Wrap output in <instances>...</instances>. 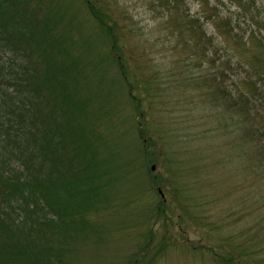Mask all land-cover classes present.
Wrapping results in <instances>:
<instances>
[{
	"label": "trees",
	"instance_id": "trees-1",
	"mask_svg": "<svg viewBox=\"0 0 264 264\" xmlns=\"http://www.w3.org/2000/svg\"><path fill=\"white\" fill-rule=\"evenodd\" d=\"M30 2L0 0V50L12 54L0 67V264H81L79 256L90 254L78 251L79 240L93 239L100 248L107 242L104 233L118 229L114 222L108 227L89 216L94 212L98 218L111 205L107 187L112 185L116 160L98 126L114 121L115 81L121 82L118 91L136 112L140 150L148 164H155V140L146 136L144 125L151 96L135 85L142 78L137 72L142 58L127 47L133 32L124 20L126 12H115L116 0H77L80 17L74 19V27L67 24L74 37L64 31L67 26L57 29L59 23L66 25L65 17L74 18L66 2L59 0L42 17ZM152 5L177 38L175 46L193 49L202 33L206 63L217 65L220 94L228 98L224 110L232 129L242 132V139L231 135L232 150L242 159L238 169L255 175L249 188L256 189L252 213L258 220L251 228L217 237L214 244L207 230L204 244L184 239L181 230L178 234L213 264H264V195L257 193L264 184L263 3L152 0ZM88 28L94 32V43L100 39L107 44L104 57H92L93 40L84 34ZM110 66L118 71V79L107 75ZM100 149L105 150L101 158ZM150 179L152 190L160 193L158 177L152 174ZM186 201L195 218L215 204L191 197ZM169 205L163 198L155 212L173 228L179 215L171 219ZM247 213L234 208L229 217L245 219L251 214ZM148 249L149 244L134 249L124 263L142 264Z\"/></svg>",
	"mask_w": 264,
	"mask_h": 264
},
{
	"label": "rangeland",
	"instance_id": "rangeland-1",
	"mask_svg": "<svg viewBox=\"0 0 264 264\" xmlns=\"http://www.w3.org/2000/svg\"><path fill=\"white\" fill-rule=\"evenodd\" d=\"M61 1L69 5L74 18L68 20L66 18L69 17H65L66 25L59 23V30L67 24L74 27V19L80 17L76 10L77 0ZM116 1L119 7L115 12L123 15L126 12L124 20L133 32L127 39V47L142 58L137 63L140 66L137 72H141L142 78L135 85L140 84V90L145 94L149 92L151 96L144 125L148 130L146 136L155 140L157 150L154 151L159 158L155 164H148L147 157L143 156L135 123L136 112L125 100L121 89L118 91L119 84L120 87L122 85L116 80L117 91L112 102L116 106L113 109L114 121L98 126L116 160L112 185L107 187L111 193V205L106 211L103 208L98 218L94 212L89 216L97 224L108 227L114 222L118 229L108 230L109 235L104 233L107 242L100 248L92 243L93 239L79 240L76 245L78 251L84 250L81 252L83 255L90 254L79 256L83 261L81 264H125L134 249L139 250L144 244H149V249L142 264H213L202 251L193 252L178 232L181 230L180 234L190 242L204 244L201 239L207 230L214 244L217 237L244 232L258 220L252 213L256 189L249 188L255 175L249 169L239 171L242 159L232 150L231 135L237 134L238 139H242V132L232 129L233 122L224 110L228 106V98L224 99L220 94L221 78L216 76L217 65L212 67L206 63L202 33H199V45L193 49L183 44L175 46L177 38L169 33L163 15L152 10V0ZM58 2L32 0L30 3L39 7L42 17L49 14ZM261 2L264 9V0ZM66 30L74 37L73 29L71 31L67 26ZM84 34L93 40L95 52L92 57H104L107 44L100 39L94 43L91 28ZM219 54L223 55V52ZM11 56L10 52L0 50V67ZM106 73L109 78L118 79V71L113 66ZM104 152L100 149V158ZM152 174L158 177L160 193L152 190ZM261 177L264 180V174ZM257 193L258 196L264 195V184ZM248 195L250 201L246 202ZM188 197L191 201L214 200L215 204L203 208L205 213L195 218L187 211ZM160 198L171 203L166 208L171 219L179 215L173 221V228L167 221L157 218L155 208ZM234 208L246 215L247 212L251 214L245 219H231L229 214ZM250 236L254 237L253 230H250ZM170 239L175 240L169 242Z\"/></svg>",
	"mask_w": 264,
	"mask_h": 264
},
{
	"label": "water",
	"instance_id": "water-1",
	"mask_svg": "<svg viewBox=\"0 0 264 264\" xmlns=\"http://www.w3.org/2000/svg\"><path fill=\"white\" fill-rule=\"evenodd\" d=\"M154 169V167H152Z\"/></svg>",
	"mask_w": 264,
	"mask_h": 264
}]
</instances>
